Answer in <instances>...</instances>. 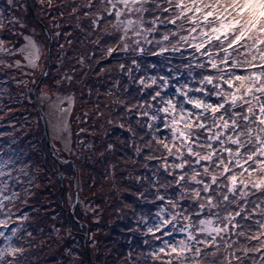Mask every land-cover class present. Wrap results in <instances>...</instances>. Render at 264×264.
<instances>
[{"label": "snow or ice", "instance_id": "snow-or-ice-1", "mask_svg": "<svg viewBox=\"0 0 264 264\" xmlns=\"http://www.w3.org/2000/svg\"><path fill=\"white\" fill-rule=\"evenodd\" d=\"M3 2L7 9L0 7V31L20 35L15 29L24 25L8 10L23 5ZM43 6L51 7V0ZM69 7V15L84 17L76 25L82 33L86 30L82 40L97 49L113 45L106 58L148 53L168 62V75L140 77L131 76L140 70L137 59H131L132 67L119 64V72L128 73L138 85L125 89L131 100L117 97L116 115L127 123L126 129L124 123L117 125L128 133L122 144L105 142V133L98 149L80 137L86 129H73L72 120H81L72 114L74 75L63 72L49 85L56 92L46 94L57 136L69 153L99 151L105 161H114L105 171L114 179L120 160L131 159L134 169L143 168L145 175L137 183L147 181L145 191L153 190L163 205L153 223L142 221L146 234L159 241L144 258L152 264H264V0H72ZM23 40L17 47L16 41L0 36V71L28 68L23 73L27 76L39 67V42L31 35ZM176 54L183 71L171 67ZM16 55L22 60L9 63L7 58ZM75 62L85 64L83 57ZM114 87H120L118 79ZM96 108V115H102L99 104ZM13 163L0 161V264H31L13 239L21 232L32 233L23 225L8 224L14 216L29 219L18 204L27 203L19 191L28 192L31 178L26 187L13 174ZM58 233L53 226V234ZM177 233L183 234L179 241Z\"/></svg>", "mask_w": 264, "mask_h": 264}, {"label": "trees", "instance_id": "trees-1", "mask_svg": "<svg viewBox=\"0 0 264 264\" xmlns=\"http://www.w3.org/2000/svg\"><path fill=\"white\" fill-rule=\"evenodd\" d=\"M71 2L72 0H51V7H44L49 0H32L36 18L49 29L52 37L50 65L42 84L50 91L46 94H54L56 89H50L49 85L55 84L65 71L74 75L76 83L72 91L76 95V103L72 114L73 117L80 116L81 120H72L73 129H86L79 132L80 137L87 143L95 142L98 149L105 133L109 134L105 142L117 141L122 144V138L128 135L125 131L127 123L121 115H116L119 106L117 97L131 100L132 97L125 89L132 91L138 85L130 82L128 73L119 72V64L124 63L126 67H132L131 59H137L140 70H134L131 76L140 77L168 75V62L164 61L163 57L148 53L143 57L120 53L115 59L106 58L107 48L113 45L106 44L97 49L92 43L82 40L86 30L82 33L76 25L78 19L83 20L84 17L74 18L69 15ZM15 4L23 6L13 7L8 11L18 17L24 27L17 25L15 29L20 35L8 36L7 29H4L0 31V36L16 41V46L20 47L25 42L23 37L31 35L47 48L46 36L31 17L27 0H15ZM0 7L7 9L3 0H0ZM61 12L64 13L63 16L60 15ZM54 24H59V27H54ZM57 32L62 35L57 36ZM93 53L95 58L89 59ZM78 57L84 58L83 67L75 62ZM7 59L11 63L16 59L22 60V57L16 55ZM152 64H156L157 68L153 69ZM171 67L183 71L179 54L171 60ZM29 71L28 68H3V71H0V93H3L0 95V161H14L10 165L13 174L21 176L26 187L31 178L28 192L23 189L19 191V195L27 203L18 204L29 219L20 221L14 216L8 224L9 228L23 225L32 235L28 236L26 232L18 233L13 243L25 250L31 264H89L83 246V236L86 234L94 264H136V261L140 264H152L150 259L146 260L144 257L159 241L146 234L142 221L153 223V218L163 205L156 200L153 190L145 191L149 188L147 181L137 183L136 178L145 175L143 168L134 169L131 159L127 162L120 160L114 179L112 175H105L106 169L114 161H105L99 151L84 148L80 155L69 153L64 143L53 136L57 133L56 119L55 116L52 118L49 115L46 94L38 88L37 99L46 118L51 146L56 156L67 160L61 164V170L72 178H63L61 187L56 162L42 138V123L32 98V90L41 76V71L38 67L30 75H23ZM184 78L181 77V83ZM14 79L24 80L27 84L17 85ZM117 79L120 81L119 88L114 87ZM172 83L175 84L176 81L173 80ZM90 89L91 99L88 98ZM168 91L174 89L170 88ZM108 92L116 95L110 96ZM97 104L100 105L99 111L102 113L100 116L96 115ZM84 113H88V116L84 117ZM109 120L111 123H108ZM121 123L125 124V129L117 127ZM24 172L29 175L23 176ZM73 178L77 180L78 200L73 217H66L64 210L69 209L74 197ZM60 193L61 203L58 199ZM93 208L96 211H93ZM13 212L19 215L15 209ZM53 226L59 230L58 235L53 234ZM181 238L183 234H175L176 241ZM146 240L148 244L144 243ZM3 246V241H0V247ZM69 250L72 255H68Z\"/></svg>", "mask_w": 264, "mask_h": 264}, {"label": "water", "instance_id": "water-1", "mask_svg": "<svg viewBox=\"0 0 264 264\" xmlns=\"http://www.w3.org/2000/svg\"><path fill=\"white\" fill-rule=\"evenodd\" d=\"M27 4H28V8L30 10L31 16L33 17V19L35 21H37V23L39 24V26L41 27V29L44 31V33L46 34L47 39H48V48H47V54H46V58H45L44 67H43V70H42V74H41L38 82L36 83L33 91H32V97H33V100L35 102L36 108H37V110L39 112V115H40V119H41V123H42V128H43V137L46 140V144L48 146V150H49L50 154L56 160L57 175L60 178H64L65 175L62 173L61 168H60L61 160L55 156V154L53 152V149L51 147V144H50V141H49V138H48L49 136H48V130H47V125H46V119H45V116H44V113H43L42 109L40 108V106L38 104L37 94H36L38 87L41 85V83L43 82V80L46 77L47 72H48V68H49V64H50V59H51V51H52L51 34H50L49 30L46 28V26L43 23L39 22L37 20V18L35 17L34 12L32 10V7H31V0H27ZM60 184H61L60 186L62 187V185H63L62 184V179L60 180ZM76 192H77V184H76V181H75V184H74V200H73V203H72L70 209L69 210H64V213H65L66 217H67V214H70L71 216L73 215V210H74V206H75V202H76ZM61 196L62 195L60 193V195L58 196V199H59L60 202H61ZM83 238H84L83 239V246H84V250L86 252V255H87L89 264H94L93 259H92V256H91V253H90L89 248H88L86 235H84Z\"/></svg>", "mask_w": 264, "mask_h": 264}, {"label": "rangeland", "instance_id": "rangeland-1", "mask_svg": "<svg viewBox=\"0 0 264 264\" xmlns=\"http://www.w3.org/2000/svg\"><path fill=\"white\" fill-rule=\"evenodd\" d=\"M31 7H32V0H31ZM32 17V16H31ZM36 17V16H35ZM21 18L22 19H24V16L23 15H21ZM33 18V17H32ZM38 20V19H37ZM35 21V20H34ZM39 22H41L40 20H38ZM36 23H37V21H35ZM42 23V22H41ZM38 24V23H37ZM39 25V24H38ZM41 28V27H40ZM47 28V27H46ZM48 29V28H47ZM49 30V29H48ZM43 31V30H42ZM44 32V31H43ZM45 34V33H44ZM45 36H46V34H45ZM46 39H47V36H46ZM39 45H40V48H41V59H40V61H39V70L41 71V74H42V70H43V67H44V63H45V58H46V54H47V48H48V39H47V48H45L41 43H39ZM35 87V86H34ZM40 90H42V92H43V94H46V93H48V92H50L49 90H48V88L47 87H45L43 84H41L39 87H38ZM34 89V88H33ZM38 90V89H37ZM33 91V90H32ZM37 94V93H36ZM33 98V97H32ZM37 101H38V99H37ZM33 102H34V100H33ZM35 103V102H34ZM46 106H47V110H48V112H49V115L50 116H52V118H53V114H52V112L50 111V108H49V105H48V100L46 99ZM42 134H43V132H42ZM54 136V138H58V136H57V133L55 134V135H53ZM44 140H45V138L44 137H42ZM49 138V137H48ZM59 139V138H58ZM49 140H50V138H49ZM45 142H46V140H45ZM51 143V142H50ZM52 147V146H51ZM47 149H48V146H47ZM53 149V148H52ZM49 151V150H48ZM50 153V152H49ZM51 155V154H50ZM52 156V155H51ZM58 157V156H57ZM59 158V157H58ZM62 162H63V164L67 161L66 159L65 160H63V159H61V158H59ZM60 203V202H59ZM71 205H72V203H71ZM67 210V209H66Z\"/></svg>", "mask_w": 264, "mask_h": 264}]
</instances>
